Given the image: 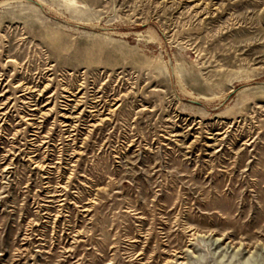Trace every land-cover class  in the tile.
Listing matches in <instances>:
<instances>
[{
  "label": "rangeland",
  "instance_id": "rangeland-1",
  "mask_svg": "<svg viewBox=\"0 0 264 264\" xmlns=\"http://www.w3.org/2000/svg\"><path fill=\"white\" fill-rule=\"evenodd\" d=\"M0 264H264V0H0Z\"/></svg>",
  "mask_w": 264,
  "mask_h": 264
}]
</instances>
